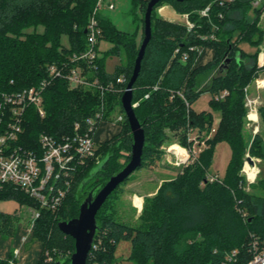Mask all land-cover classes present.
Masks as SVG:
<instances>
[{"label": "trees", "instance_id": "obj_1", "mask_svg": "<svg viewBox=\"0 0 264 264\" xmlns=\"http://www.w3.org/2000/svg\"><path fill=\"white\" fill-rule=\"evenodd\" d=\"M149 1L131 0L136 21L140 10H145L144 22ZM170 1L177 11L189 15L195 27L189 31L169 24L174 36L157 38L153 19L155 9L162 2L153 10L152 39L134 85L133 103L138 102L135 113L146 135L140 168L162 158L158 146L166 138V128L182 131L184 143L186 133L191 130H197L200 136L209 135L213 129L212 112L197 113L191 108L203 93L210 92L215 97L228 92L223 99L212 98L214 108L221 112L220 122L206 140L208 147L194 162L174 179L164 182L156 195L145 198L138 225L120 222L113 213L103 215L106 201L97 214L99 229L94 242L99 238L101 242L98 250L89 253L87 264H116V247L124 239L131 241L130 260L134 264H222L234 249L240 251L239 264H246L252 257L250 248L255 241L264 247V196L248 193L242 187L247 154L264 159V136L256 134L248 139L245 130V88L262 70L258 67V54L264 38L260 27L264 3L259 9H252V0H236L225 7L215 0ZM97 3L98 0H0V91L37 86L48 77L49 65L62 64L74 53L85 51V30ZM210 4V18L201 17L200 11ZM219 13L223 14L222 19ZM97 18L103 33L100 42L106 40L113 47L99 56L98 69L92 71L91 78L98 77L103 85L113 83L114 90L102 93L95 87L71 89L66 80H53L44 92L46 116L42 118L34 108L27 112L24 139L28 147H36L42 133L57 139L71 134L75 123L94 116L102 106L105 121H111L110 112L116 109L124 113L121 99L142 42L137 43L138 31H120L101 12ZM211 34L216 36L215 40L210 39ZM64 38L68 44H64ZM241 42L256 51L245 52L239 46ZM194 46L212 48L213 60L197 67L199 53L190 50ZM121 54L125 55L126 63L122 61L114 73H108L106 58L122 57ZM184 54L188 55L186 59ZM121 76L126 82L118 84ZM206 80L208 84L202 86ZM259 116L264 128V107L259 108ZM123 123L125 143L132 150L133 135L126 115ZM114 141L112 146H108L109 142L99 145V158L80 169L57 211L41 208L10 186L0 192V201L15 199L21 206H32L39 212L31 226V234L41 244L38 264H45L48 252L59 255L49 264L70 262L75 240L65 235L58 223L78 217L88 193L95 187L100 190L124 168L116 161L124 142ZM220 142L231 146L232 158L225 179L210 181L214 149ZM12 217L0 214V232L10 233L14 229ZM0 264H9V260L0 258Z\"/></svg>", "mask_w": 264, "mask_h": 264}, {"label": "built area", "instance_id": "obj_2", "mask_svg": "<svg viewBox=\"0 0 264 264\" xmlns=\"http://www.w3.org/2000/svg\"><path fill=\"white\" fill-rule=\"evenodd\" d=\"M236 0H215L220 6H228ZM264 0H252V9H259L263 6ZM104 0H98L94 14L87 26V48L81 53H74L62 64H51L48 66V77L42 80L37 86L26 87L17 91H0V192L7 187H13L21 191L26 196L38 203L41 208L57 211L64 203L68 193L71 191L75 177L80 169L86 167L91 160L98 159L97 151L99 143L96 140V132L99 126L105 121V109L102 106L100 111L94 116L86 118L83 122L74 125L73 132L57 139L52 135L42 133L38 138L36 147L31 148L25 144L27 112L34 108L43 118L46 116L44 108V92L48 85L56 79H64L71 89L75 88H97L102 93L114 90V84H101L98 77L91 78L92 71L98 69L96 64L99 56L100 39L103 36L97 14L101 12ZM113 8L114 4H108ZM212 4L200 11L201 17L210 18ZM186 15L188 30L194 29L195 25ZM222 19L223 14L219 13ZM264 19V13L261 20ZM215 29H218L215 27ZM264 30V29H263ZM210 39H216L211 34ZM207 39L208 37H204ZM191 51H198L199 55L204 50L199 47H191ZM188 57L184 54V59ZM258 67L264 69V38L260 45L258 54ZM126 82L124 76L117 79L118 84ZM257 88L261 87L257 80ZM157 88V87H156ZM155 88V89H156ZM245 106L247 108V119L250 123L259 122V98L249 94V86L245 88ZM183 97L182 92H178ZM228 94L227 91L216 95V100L223 99ZM146 98L148 95L145 96ZM184 98V97H183ZM136 108L138 102L133 103ZM125 116L120 114L114 122H123ZM215 132L213 128L209 133L211 137ZM184 157V163L194 161L201 150ZM247 164L245 163L246 171ZM218 177L209 175L210 181L217 180ZM137 207L142 210V204ZM39 217V212L34 219ZM244 217L246 215L244 214ZM27 242V238L22 239V245ZM101 239L93 243L92 250H98ZM15 247L14 256L19 257L23 247ZM90 251V252H91ZM250 252L251 259L246 264H264V247L255 241ZM239 249H234L228 253L222 264H239ZM52 262L48 257L45 264ZM12 263V262H11Z\"/></svg>", "mask_w": 264, "mask_h": 264}, {"label": "rangeland", "instance_id": "obj_3", "mask_svg": "<svg viewBox=\"0 0 264 264\" xmlns=\"http://www.w3.org/2000/svg\"><path fill=\"white\" fill-rule=\"evenodd\" d=\"M110 3L114 4V8H107ZM169 9H171L179 18H184V14L177 11L170 0L162 2L155 9L153 19L154 32H156L157 38L161 35L174 36L169 24H175L188 30L187 19L184 18L185 21H181L180 19L172 20L167 14ZM131 10V0H104V6L102 7L101 13L102 16L109 18L122 32L134 33L138 31L137 43L140 45L144 37L143 16L145 10H140V18L137 21L135 14ZM260 27L264 29V19H260ZM63 42L64 44H68L66 38L63 39ZM242 44L245 43L241 42L239 43V46H242ZM247 45L249 44L247 43ZM249 46L252 47L251 45ZM112 47L113 44L106 40H102L99 46L100 55L104 56ZM253 51H256L255 48ZM126 60L125 55H122V57L119 55H109L106 58V71L108 73H114L117 67L122 64V61L125 64ZM262 75V70L257 73L255 80L251 83L254 86V88H251V91L255 92L254 90L258 89L256 79L262 78ZM208 82L209 80H206L202 86H205ZM212 98H214L212 93H203L192 104L191 108L197 113L204 111L212 112L213 128L217 129L221 118V112L214 108ZM110 114L111 115L108 119L112 120L111 122H114L120 114H123L124 116L126 115L125 112H120V109H116L115 111L110 112ZM247 123L250 122L246 118L245 130L248 139L256 134L262 135L263 124L260 116L258 123H250V128ZM117 127L119 128V132L105 143L109 142L108 146H112L111 143H113L112 141L114 140L115 143L124 142V146L118 151L116 161L122 167H125L131 159V149L129 143H125L127 141V136L124 131V123L118 122ZM164 132L166 138L164 142L158 146L162 158L160 160H152L150 163L145 164L143 168H139L133 172L130 177L109 197L106 205L107 207L102 210L103 215L113 213L116 219L120 222L134 226L138 225L142 210H140L136 204L139 206L142 204L143 209L145 198L156 195L164 182L174 179L184 167L194 162H183L184 157L187 155L185 150L188 155H191L194 154V151L198 152L201 150L202 152L208 147L206 140L209 138V135L200 136L197 130H191L189 133H186V143H184L185 135L182 131H174L170 128H166ZM231 158V146L227 142L218 143L214 149L213 162L209 169L210 174L220 179H225ZM253 159L255 161V166L247 165L246 171L242 170V187L246 192L262 197L264 196V159L256 157H253ZM36 213L37 210L34 207L28 205L21 206L15 199L0 201V214L13 216L12 219L14 223V229L10 233L8 231L0 232V250L6 246L12 251L14 247L18 246L17 240L21 241L25 236H29V239L24 247V251L30 252L35 250L38 240L29 233H31L32 221ZM131 253V241L125 239L121 240L116 247V264H134L130 260ZM46 256L47 258H52V260L59 257L57 252L56 255H52V253L49 254L48 252L46 253Z\"/></svg>", "mask_w": 264, "mask_h": 264}, {"label": "water", "instance_id": "obj_4", "mask_svg": "<svg viewBox=\"0 0 264 264\" xmlns=\"http://www.w3.org/2000/svg\"><path fill=\"white\" fill-rule=\"evenodd\" d=\"M162 1L163 0H150L148 3L144 18V38L135 61L132 77L121 99L122 107L133 135L131 159L129 163L119 173L112 176L100 190H98V187H95L88 193L87 197L80 205L78 217L71 220L59 221V229L65 235L75 240V252L72 254L68 264H87L88 255L99 229L97 224L98 212L102 209L111 194L142 165L146 135L142 124L136 116L135 107L133 106L134 85L139 78L146 49L152 39V13L155 7ZM177 1L183 2L191 0ZM85 33H87V30H85ZM245 163L250 166H255V161L249 154L245 158ZM249 221H251V219H249ZM56 264H63V262L58 261Z\"/></svg>", "mask_w": 264, "mask_h": 264}, {"label": "crops", "instance_id": "obj_5", "mask_svg": "<svg viewBox=\"0 0 264 264\" xmlns=\"http://www.w3.org/2000/svg\"><path fill=\"white\" fill-rule=\"evenodd\" d=\"M109 8V7H107ZM114 8V7H113ZM112 9V8H109ZM102 11V9H101ZM168 16L172 19V20H184V18L186 19V15L184 14V18H179L171 9H169L168 11ZM187 21V20H186ZM241 48L249 53L252 54L254 53V48L250 47L249 45H247V43L242 44ZM215 56V51L212 48H204V50L202 51V53L199 55V58L197 60V67L198 66H204L206 64H208L209 62H211L213 60ZM263 71V75L261 76L262 78L260 79H256L260 82L261 87L258 88L257 90H254L255 92L251 91V88H254L253 84H250L249 86V94L252 97H258L259 98V106L264 107V69H262ZM258 91V92H257ZM208 93V92H205ZM248 127L250 128V123H247ZM263 129V133L262 135L264 136V128L262 126ZM119 132V128L117 127V123L116 122H103L97 132H96V140L99 143H104L107 140L111 139L115 134H117ZM31 234V233H29ZM27 238V241L29 239V236H25ZM27 243V242H26ZM26 243H24V245H22V240H17V247L21 246L23 247V250L21 252V254L19 255V257H15L13 250L11 251L10 248L4 246L1 250H0V258L2 259H6L9 260V264H38L39 260H40V253H41V244L38 242L37 245L35 246V250L32 251H24V247L26 245ZM12 262V263H11Z\"/></svg>", "mask_w": 264, "mask_h": 264}]
</instances>
